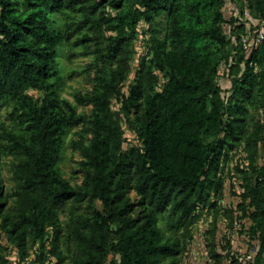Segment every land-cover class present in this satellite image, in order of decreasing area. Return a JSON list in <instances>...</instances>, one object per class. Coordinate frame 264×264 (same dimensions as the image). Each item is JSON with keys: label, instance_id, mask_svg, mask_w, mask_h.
I'll return each mask as SVG.
<instances>
[{"label": "trees", "instance_id": "trees-1", "mask_svg": "<svg viewBox=\"0 0 264 264\" xmlns=\"http://www.w3.org/2000/svg\"><path fill=\"white\" fill-rule=\"evenodd\" d=\"M108 1L118 10L113 17L99 13L94 0H0V108L8 109L0 122V227L8 244L22 260L37 246L32 264H105L110 254L114 264H180L199 206L210 203L205 198L212 189L222 188L210 172L226 147L243 141L248 165L238 170L236 210L251 222L253 264L264 263V167L255 165L264 128L249 132L243 116L246 101L259 91L264 96V42L245 56L237 34L246 24L225 17V0ZM236 1L264 21V0ZM161 16L164 33L156 29ZM140 22L151 33L148 54L125 95ZM103 27L113 36L95 52L93 87L72 105L61 97L58 60L85 46L86 31L103 37ZM112 100L119 102L118 112ZM78 106L91 111L79 113ZM120 114L140 147L123 150ZM73 127H81L71 144L82 159L78 185L58 167ZM4 159L14 162L11 193L4 191ZM84 203L87 211L79 214ZM211 246L219 264L221 254ZM7 263L0 255V264ZM231 264L242 262L235 256Z\"/></svg>", "mask_w": 264, "mask_h": 264}, {"label": "rangeland", "instance_id": "rangeland-1", "mask_svg": "<svg viewBox=\"0 0 264 264\" xmlns=\"http://www.w3.org/2000/svg\"><path fill=\"white\" fill-rule=\"evenodd\" d=\"M94 1L99 4V13L102 12L105 17H113L117 14L118 10H115L108 0ZM225 2L226 4L223 9L225 10L226 18H230V12L239 13L241 10L245 12L247 9L246 7L241 9L236 0H225ZM99 13L95 18L99 17ZM165 23V17H159L156 21V29L164 33ZM102 30L103 37H100L96 32L86 31L85 33L89 35L90 40L85 43V46L75 47L70 54L68 53V58L61 57L58 60L63 81L61 97L68 100L72 105H76L75 98L77 95L87 94L93 87L96 66L95 52L99 46V42L105 46L108 44L107 38L113 36L112 32L108 31L105 27ZM225 30L228 31V26L225 27ZM150 36L151 33L148 25L140 22L138 32L130 47L131 72L122 85V92L125 95H128L129 88L133 84L139 61L148 54ZM159 80L160 84L163 85L164 80L161 75H159ZM219 82L223 84L222 79ZM226 84L229 87L230 83L227 82ZM28 93L34 98H40L42 96L41 93L35 91H29ZM231 93L232 89L228 88L227 92L224 93V99L227 100L231 96ZM256 95L252 100L245 102L246 112L243 116L246 119V126L249 132H257L258 127L264 128L263 92L259 91ZM119 108V102L112 100V111L118 112ZM7 111V108H0V122L5 120ZM77 111L79 113L89 114L91 107L78 106ZM120 117V125L123 130V150L134 146L140 147V141L133 127L124 119L122 114H120ZM228 119V114H225L224 120L227 121ZM80 131L81 127H73L67 130L58 164L63 177L74 185L81 184L84 177L79 166V162L82 159L71 148L72 142L78 139ZM261 134L264 136V130ZM222 136L223 133L219 135V137ZM224 154L225 156L222 157L218 169L210 172L211 179L215 181L219 180L222 183V188L217 191L212 189L209 196L205 198L210 203L204 207L202 205L199 206V217L190 229V238L187 241L186 250L181 257L180 264H215L211 258L212 244H214L213 250L221 254L219 264H231V258L234 259L236 256L239 260L242 259L243 253L249 247L253 246L255 238L250 232L251 222L248 218L242 217V213L236 210L237 204L241 200L240 194L242 192L240 187L241 178L238 170L246 168L248 165L245 143L243 141L235 142L233 147H226L224 149ZM13 165L14 162L11 159H4L2 178L5 193L13 192L16 185L13 175ZM255 165L264 167V142L262 141L258 143ZM131 198L136 200L134 194H131ZM211 203L214 205L211 206ZM13 206L12 201H10L8 206L9 214L13 212ZM87 207L88 204H82L78 213L85 214ZM93 207L99 211L102 209L99 202H94ZM68 213L69 209L65 212H60L61 220H66ZM159 226L166 236L169 235L168 228L162 220L159 221ZM37 250V246L30 249L27 257L22 260L17 250L8 244L6 236L0 227V255L6 258L7 264H32L31 262L34 260ZM115 261L116 258L110 254L105 264H114Z\"/></svg>", "mask_w": 264, "mask_h": 264}, {"label": "built area", "instance_id": "built-area-1", "mask_svg": "<svg viewBox=\"0 0 264 264\" xmlns=\"http://www.w3.org/2000/svg\"><path fill=\"white\" fill-rule=\"evenodd\" d=\"M229 17H235L239 21L241 20L246 24L245 32L237 34V44L239 45L241 51H243L245 56L247 57L252 51L259 48L264 42V21L253 19L249 15L247 10L243 13V17H241L239 13L233 12H230ZM256 253L257 247L256 241H254L253 246L249 247L243 253L242 259H240V261L242 262V264H253Z\"/></svg>", "mask_w": 264, "mask_h": 264}]
</instances>
